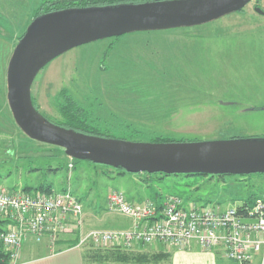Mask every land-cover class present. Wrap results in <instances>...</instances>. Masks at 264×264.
Masks as SVG:
<instances>
[{"label":"rangeland","instance_id":"obj_1","mask_svg":"<svg viewBox=\"0 0 264 264\" xmlns=\"http://www.w3.org/2000/svg\"><path fill=\"white\" fill-rule=\"evenodd\" d=\"M44 1L0 0L1 185L70 186L83 202L85 230L132 225L130 218L107 209L113 189L137 203L163 204L168 194H177L187 205L212 202L226 208L252 192L264 196V174L130 172L72 158L61 146L29 137L10 108L7 72L18 41ZM257 6L264 9V0H253L241 11L200 25L135 31L71 48L39 72L33 97L43 114L61 121L59 104L67 91L88 124L114 138L153 141L164 136L187 141L264 136V14ZM89 247L82 248L88 249L86 264L168 263L119 261L109 247ZM168 247L136 245L130 252L152 256L169 251ZM20 257L18 262H23Z\"/></svg>","mask_w":264,"mask_h":264},{"label":"water","instance_id":"obj_2","mask_svg":"<svg viewBox=\"0 0 264 264\" xmlns=\"http://www.w3.org/2000/svg\"><path fill=\"white\" fill-rule=\"evenodd\" d=\"M253 0H155L65 8L29 24L11 56L8 102L14 119L31 138L65 148L72 158L130 172L167 174L264 173V136L215 140L133 141L81 132L47 118L32 87L39 72L76 46L127 33L204 24L243 10ZM256 10L264 14V9Z\"/></svg>","mask_w":264,"mask_h":264},{"label":"built area","instance_id":"obj_3","mask_svg":"<svg viewBox=\"0 0 264 264\" xmlns=\"http://www.w3.org/2000/svg\"><path fill=\"white\" fill-rule=\"evenodd\" d=\"M71 168L74 164L70 163ZM177 194H168L163 204L152 200L133 202L122 190L107 196L110 212L130 218L128 228L85 230V209L71 188L26 190L0 184V243L11 253V264H18L21 249L33 238L49 241L52 251L67 235H78L77 246L123 247L163 243L174 248L198 244L210 251H221L239 264H248L257 253L264 258V196L252 203L239 199L221 207L212 202L198 203Z\"/></svg>","mask_w":264,"mask_h":264},{"label":"trees","instance_id":"obj_4","mask_svg":"<svg viewBox=\"0 0 264 264\" xmlns=\"http://www.w3.org/2000/svg\"><path fill=\"white\" fill-rule=\"evenodd\" d=\"M79 1H83V0H79ZM147 1H155V0H84L81 4L77 3V2L75 3V0H45L42 3V6L40 7L39 11L37 12L36 17L41 15V14H45L48 12L61 10V9H65V8L86 7L88 5H97V6L114 5V4L127 3V2L141 3V2H147ZM62 94H63L64 100L61 101V103L59 104V107H60V111L62 113L63 119L61 121H58V120H55V119H52L51 117H49L50 120H52V121H54L60 125H63L65 127L73 128V129H76V130L81 131V132L103 135V136H110L109 134H103V133L99 132L93 126L88 124L87 119L80 114L81 108L77 104L78 103L77 100L72 98L71 94H69L67 91L63 92ZM34 103L36 104L37 107H39L37 102L35 101V99H34ZM153 141H174V140L167 139L164 136H158ZM181 141H185V140H181ZM165 174H167V173H165ZM254 174H258V173H252L249 175H254ZM260 174H264V173H260ZM167 175H169V174H167ZM199 175H207V174H199ZM225 175H228V174H219L218 176L223 177ZM232 175H234V174H232ZM244 175H246V174H244ZM24 189L30 190V189H32V187H26ZM33 189H39L42 191H50L53 189V186L52 185H47V186L40 185V186L35 187ZM259 196H261V195L252 192L251 194H249V196H247L245 198H240V199L246 200L248 203H252ZM4 224H5V222L3 220H1V218H0V227L3 226ZM69 241H70L69 246H75L78 244L79 236L76 235L75 237L70 238ZM89 246L84 247V248H88ZM95 249L98 252L100 250H102V251L104 250V249H97V248H95ZM107 249L112 250V253L116 254L115 255L116 259H118L119 261L127 262V261H130V259L136 258V260H138V261L161 262L165 259V261L168 262L167 264H170V262H171V252L166 251V250L155 252L151 256V255H148L147 253H144V252L140 253V254H133V253L131 254L132 249H127V248H123L120 246L109 247ZM107 249H105V250H107ZM87 250L88 249H86L84 252H86ZM85 256H86V253H85ZM0 264H11V253L4 247V245L2 243H0Z\"/></svg>","mask_w":264,"mask_h":264},{"label":"crops","instance_id":"obj_5","mask_svg":"<svg viewBox=\"0 0 264 264\" xmlns=\"http://www.w3.org/2000/svg\"><path fill=\"white\" fill-rule=\"evenodd\" d=\"M66 187L70 188V186ZM55 188L53 186V189ZM71 236L63 237L57 244L60 250L55 252L52 251L47 239L40 242L34 239L28 240L22 247L21 257L24 260L23 262L19 260L18 264H86V256L82 247L69 246ZM47 248L50 252L45 250ZM168 249L171 252V264H239L226 258L221 251L206 250L198 244H194L191 248L168 247ZM44 251H46L45 254H40ZM248 264H264L262 253H257Z\"/></svg>","mask_w":264,"mask_h":264},{"label":"flooded vegetation","instance_id":"obj_6","mask_svg":"<svg viewBox=\"0 0 264 264\" xmlns=\"http://www.w3.org/2000/svg\"><path fill=\"white\" fill-rule=\"evenodd\" d=\"M83 1H84V0H83ZM83 1L75 0V3L77 2V3H80V4H81ZM88 6H97V5H88ZM33 99H34V97H33ZM38 108H39V107H38ZM44 115H45V114H44ZM46 115H47V114H46ZM46 115H45V116H46ZM46 117L49 118L48 115H47Z\"/></svg>","mask_w":264,"mask_h":264}]
</instances>
